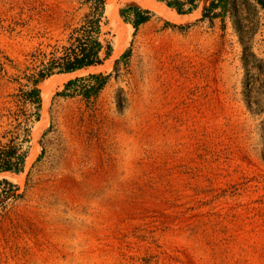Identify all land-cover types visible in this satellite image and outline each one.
Masks as SVG:
<instances>
[{"label": "rangeland", "instance_id": "1", "mask_svg": "<svg viewBox=\"0 0 264 264\" xmlns=\"http://www.w3.org/2000/svg\"><path fill=\"white\" fill-rule=\"evenodd\" d=\"M211 1L104 0L102 62L40 78L94 1L0 0V264H264V11Z\"/></svg>", "mask_w": 264, "mask_h": 264}, {"label": "trees", "instance_id": "2", "mask_svg": "<svg viewBox=\"0 0 264 264\" xmlns=\"http://www.w3.org/2000/svg\"><path fill=\"white\" fill-rule=\"evenodd\" d=\"M92 18L86 16L82 27L79 29L81 33L75 41L69 46L64 48V54L57 59L49 61L43 69L39 71L40 78L48 76L57 69L59 72H71L86 66L100 64L102 58L100 52L103 49V45L99 40V34L101 32V18L104 12V0H93ZM166 3L167 6L176 9L180 14H189L198 8V0H161ZM261 7L264 11V0H252ZM229 6V0H212L207 8H205L202 19L206 18L208 14L214 11L216 8L221 7L222 11L226 13ZM127 10L134 12V19L130 20V23L135 29L139 25L149 20L148 10H139L137 7H129ZM124 10H121L123 13ZM217 16L218 14H214ZM94 33V36L92 35ZM109 53L107 52V55ZM92 78L98 80L101 75H91ZM37 82V80H36ZM100 82L99 85H102ZM0 171L12 170L9 166V159L12 157L9 154V158H2L0 156ZM21 160L23 157L21 156Z\"/></svg>", "mask_w": 264, "mask_h": 264}, {"label": "bare ground", "instance_id": "3", "mask_svg": "<svg viewBox=\"0 0 264 264\" xmlns=\"http://www.w3.org/2000/svg\"><path fill=\"white\" fill-rule=\"evenodd\" d=\"M108 7H109V10L112 9V11H110V12H113L112 2H111V4L108 5ZM158 9H160V11H163V12L167 13V10L165 9V7L159 6ZM177 16H180V17H183L184 16L183 17V21H188L190 19V18L186 17L187 14L177 15ZM113 24H114V32L116 34V38L114 40V42H115L114 44L115 45L113 44L114 45V48H115V51L114 52L115 53H118L122 49V47H123V45L125 43V40H127V38L129 37L130 30L127 29V28H125L119 22H115ZM98 68H102V65L101 66H98ZM56 82H58V79L48 81L47 83L45 82L46 84L43 86V89H45V90L46 89H49L50 87L54 86Z\"/></svg>", "mask_w": 264, "mask_h": 264}]
</instances>
